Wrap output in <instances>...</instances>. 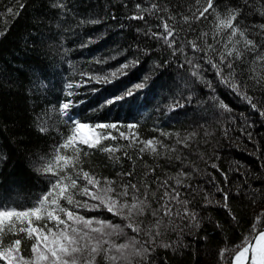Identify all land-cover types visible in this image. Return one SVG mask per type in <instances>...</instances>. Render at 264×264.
<instances>
[{"label":"trees","instance_id":"16d2710c","mask_svg":"<svg viewBox=\"0 0 264 264\" xmlns=\"http://www.w3.org/2000/svg\"><path fill=\"white\" fill-rule=\"evenodd\" d=\"M205 7L207 0H0V204L27 209L46 194L55 177L42 169L56 163L73 120L115 123L93 129L115 139L80 145L78 163L65 172L75 178L87 171L101 187L111 181L113 199L147 207L142 215H113L78 190L79 206L61 201L92 227L119 225L104 228V247L119 256L111 245L127 244L126 258L113 262L101 253L95 264L233 261L264 227V60L257 59L264 55V0H213L201 17ZM230 11L254 45L232 37L241 58L220 64L239 91L212 67L232 47L230 30L217 29V17ZM165 24L173 32L167 40ZM66 102L72 106L62 115ZM149 140L155 152L145 147ZM77 185L96 191L82 172ZM20 237L23 254L31 255L24 234L4 241Z\"/></svg>","mask_w":264,"mask_h":264},{"label":"snow or ice","instance_id":"6c2138e0","mask_svg":"<svg viewBox=\"0 0 264 264\" xmlns=\"http://www.w3.org/2000/svg\"><path fill=\"white\" fill-rule=\"evenodd\" d=\"M212 7L213 0H207V7L200 12V16H204V13L208 12ZM7 11L11 12L12 9L9 8ZM133 18L142 19V17ZM236 19V13L233 11H230L223 17H217L218 32L230 30L228 43L232 47L221 54L219 64L212 63L211 60H207L206 62L212 63V67L216 69V75L222 79V82L227 83L233 90L239 91L236 84L229 81L220 69V64H225L227 57H233L237 60L241 58L242 54L235 47L232 37L239 36L246 47L251 48L254 46L253 41L245 38V32L234 25ZM164 29L167 33L164 38L167 40V37L172 36L173 32L167 24L164 25ZM208 47L211 48V45ZM193 49L194 51H201L195 44H193ZM257 59L264 60V55H258ZM128 66L125 64L122 67L126 68ZM226 67L232 69L233 64L228 62ZM116 75V73L112 74L113 77ZM136 87L141 88L143 85H136ZM68 88H72V85L69 84ZM127 94L131 95L132 93L129 91ZM122 98L123 96L110 97L105 101V104L116 103ZM245 99L250 100L247 96H245ZM71 106L70 103H62L59 106L61 114L68 115V110ZM261 114L264 115V112ZM72 123L75 124V127L71 130L72 134L68 135L60 145V149H58V153L54 158L56 163H50L42 169L43 172L55 177L54 180L49 181L50 187L46 194L42 195L36 203L27 209L18 210L16 207L0 204V264H95L96 257L101 253L104 254L106 260L113 262L117 259L126 258L124 250L129 247L127 244L111 245L120 254L119 256L110 255L109 249L104 247V245L109 244V240L103 237L110 235V233L104 232V228L111 227L115 231L119 228V225H109L104 221H96V223L100 224V227H92L93 221L85 220L84 217L76 215L75 212L61 204V201H66L69 205L79 206V201L74 200V191L78 190L81 194L88 195L90 198L99 201L113 215H120L124 210H127L129 216L133 213L138 215L143 214L144 209L147 207L144 201L134 198L133 202L129 205L127 203H120L118 200L112 198L113 189L110 187L111 181L105 180L104 186L101 187L99 180L94 176H90L87 171L81 170L83 179L86 180L87 185H91L96 189L95 192H90L86 186L78 188L77 179L80 177L81 172H77L75 178L67 175L65 172V169L73 168L78 163L80 145H86L87 148L91 149L96 147L101 139H115V137H109L100 133L85 136L83 135L85 129H116L117 125L115 123H97L91 126L74 120ZM135 127V124L127 125L128 129H134ZM121 137L127 138L124 136V133H121ZM153 144L154 141L149 140L145 142V147H151L152 151L155 152V148L152 147ZM62 149H71L73 155L59 154ZM102 150L115 151V149L108 147ZM84 154L87 155V153ZM131 187L135 188V185ZM120 195H127V186L125 191ZM227 199L228 197L225 196V201ZM83 206L89 207L87 204ZM91 207L95 208L96 205H91ZM155 214L154 212L153 215ZM81 225L83 227H80ZM158 225L159 221H157ZM127 226L131 227L133 231H139V228L134 227L132 224ZM21 233L28 240L32 241L30 246L31 255L29 256L23 254V237L7 242L4 241V237L9 234L19 235ZM94 233L97 235H93ZM246 243L247 246L241 244L240 249L234 253L235 264H242L244 260H247L248 264H264V228H259L254 234H250ZM228 252L229 250L226 249L220 255L225 256ZM228 264H233V261L229 260Z\"/></svg>","mask_w":264,"mask_h":264},{"label":"rangeland","instance_id":"374dc122","mask_svg":"<svg viewBox=\"0 0 264 264\" xmlns=\"http://www.w3.org/2000/svg\"><path fill=\"white\" fill-rule=\"evenodd\" d=\"M75 127V126H74ZM73 127V128H74ZM85 131V134H83V135H85V136H92V135H95V131L94 130H90V129H85L84 130Z\"/></svg>","mask_w":264,"mask_h":264},{"label":"water","instance_id":"95a60500","mask_svg":"<svg viewBox=\"0 0 264 264\" xmlns=\"http://www.w3.org/2000/svg\"><path fill=\"white\" fill-rule=\"evenodd\" d=\"M264 228V227H263ZM234 260V259H233ZM242 264H248L247 260H244Z\"/></svg>","mask_w":264,"mask_h":264},{"label":"bare ground","instance_id":"6f19581e","mask_svg":"<svg viewBox=\"0 0 264 264\" xmlns=\"http://www.w3.org/2000/svg\"><path fill=\"white\" fill-rule=\"evenodd\" d=\"M83 134H85V131H83ZM86 135V134H85ZM234 259V258H233ZM242 263H243V261H242ZM233 264H235V262H234V260H233Z\"/></svg>","mask_w":264,"mask_h":264}]
</instances>
